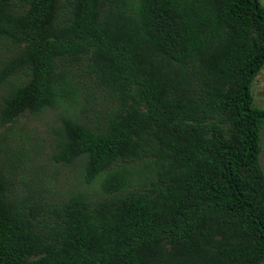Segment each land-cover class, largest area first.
<instances>
[{
    "label": "trees",
    "instance_id": "1",
    "mask_svg": "<svg viewBox=\"0 0 264 264\" xmlns=\"http://www.w3.org/2000/svg\"><path fill=\"white\" fill-rule=\"evenodd\" d=\"M2 49L0 124L59 109L49 158L99 187L5 154L0 264H264L260 0H0Z\"/></svg>",
    "mask_w": 264,
    "mask_h": 264
},
{
    "label": "rangeland",
    "instance_id": "2",
    "mask_svg": "<svg viewBox=\"0 0 264 264\" xmlns=\"http://www.w3.org/2000/svg\"><path fill=\"white\" fill-rule=\"evenodd\" d=\"M260 2L264 6V0ZM4 53L5 49L0 50V58ZM3 88L0 86V95ZM251 92L253 104L264 108V66L253 79ZM95 102L92 104L98 107V101ZM58 111L59 109H47L37 115L26 112L12 124H0V158L5 154L14 156L16 152L24 153L23 168L19 170V175L33 182L45 201L62 199L72 191H82L93 197L97 194L99 177L93 183L85 184L81 180L79 162L76 165L63 166L49 158L55 138L54 127L59 124ZM260 146L259 160L264 172V125L260 132ZM19 175L15 181L19 187H23Z\"/></svg>",
    "mask_w": 264,
    "mask_h": 264
}]
</instances>
